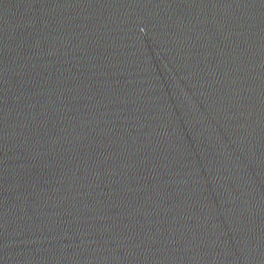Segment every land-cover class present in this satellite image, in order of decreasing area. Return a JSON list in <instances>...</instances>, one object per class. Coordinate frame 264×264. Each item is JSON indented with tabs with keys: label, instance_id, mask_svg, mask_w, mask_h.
<instances>
[{
	"label": "water",
	"instance_id": "water-1",
	"mask_svg": "<svg viewBox=\"0 0 264 264\" xmlns=\"http://www.w3.org/2000/svg\"><path fill=\"white\" fill-rule=\"evenodd\" d=\"M0 264H264V0H0Z\"/></svg>",
	"mask_w": 264,
	"mask_h": 264
}]
</instances>
